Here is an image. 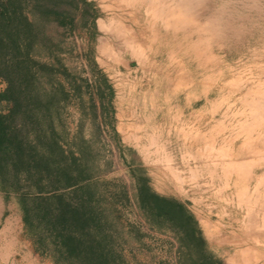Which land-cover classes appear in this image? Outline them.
I'll use <instances>...</instances> for the list:
<instances>
[{
    "label": "rangeland",
    "instance_id": "obj_1",
    "mask_svg": "<svg viewBox=\"0 0 264 264\" xmlns=\"http://www.w3.org/2000/svg\"><path fill=\"white\" fill-rule=\"evenodd\" d=\"M3 9L34 77L0 75V115L55 175L41 173L40 192L25 172L0 174V264H69L40 248L24 206L76 205L86 189L124 264H264V0Z\"/></svg>",
    "mask_w": 264,
    "mask_h": 264
},
{
    "label": "trees",
    "instance_id": "obj_2",
    "mask_svg": "<svg viewBox=\"0 0 264 264\" xmlns=\"http://www.w3.org/2000/svg\"><path fill=\"white\" fill-rule=\"evenodd\" d=\"M18 18L19 16L14 10L8 12L3 9L0 11V56L9 50L13 51L11 60L2 59L0 61V75L5 80L7 78L10 85H13L12 74L17 71H27L28 79L22 78L23 81L34 77V72L30 69L32 66L24 57L26 52L19 53L21 46H14L18 41L16 38H12L20 35L22 24L18 27L15 23L13 27L17 29L11 36L10 27ZM18 105H20L18 98H14L13 110ZM28 143L23 141L18 130H10L4 116L0 115V174L4 176L10 169L16 176L25 172L30 178L34 177L39 191L42 192L44 187L42 188L37 181L41 179L43 171L46 176L55 175V168L50 163L55 158L44 156ZM53 146L59 149L55 142ZM62 173H64V178H67L66 185L74 184L67 171L62 169ZM82 188L78 187L71 193L75 195L78 191L85 189ZM77 196V204L73 205L63 195H35L31 199V205L24 206L25 218L39 232L36 238L40 248L45 249L47 245H52L53 257L59 263L124 264V260L110 245L111 235L104 232V223L99 219V216L94 215L90 207H87V189ZM23 199L30 200L26 196H23ZM171 205L182 210L180 205L173 203ZM193 235L194 232H192Z\"/></svg>",
    "mask_w": 264,
    "mask_h": 264
},
{
    "label": "bare ground",
    "instance_id": "obj_3",
    "mask_svg": "<svg viewBox=\"0 0 264 264\" xmlns=\"http://www.w3.org/2000/svg\"><path fill=\"white\" fill-rule=\"evenodd\" d=\"M102 49V48H101ZM259 197V196H258ZM250 234V233H249Z\"/></svg>",
    "mask_w": 264,
    "mask_h": 264
}]
</instances>
